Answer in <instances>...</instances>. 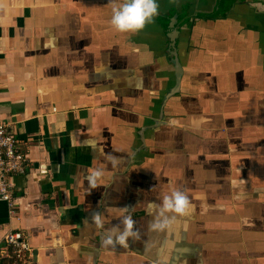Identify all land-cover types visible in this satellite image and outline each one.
Masks as SVG:
<instances>
[{
	"label": "crops",
	"instance_id": "0c3cea01",
	"mask_svg": "<svg viewBox=\"0 0 264 264\" xmlns=\"http://www.w3.org/2000/svg\"><path fill=\"white\" fill-rule=\"evenodd\" d=\"M122 3L0 0V119L29 163L0 240L23 229L26 264H264V0H158L135 33ZM173 191L190 213L154 230Z\"/></svg>",
	"mask_w": 264,
	"mask_h": 264
},
{
	"label": "clouds",
	"instance_id": "9594fccd",
	"mask_svg": "<svg viewBox=\"0 0 264 264\" xmlns=\"http://www.w3.org/2000/svg\"><path fill=\"white\" fill-rule=\"evenodd\" d=\"M172 3L178 4L179 0H171ZM158 0H123L119 6H114L112 9V26L119 32H139L142 31L147 24L152 23L154 18L159 15ZM113 163L117 161L115 158ZM101 173L95 172L92 177L93 186L95 180L99 178ZM192 208L191 202L185 192L173 191L170 195L163 198L162 206L159 207V214L155 218L151 227L154 230L164 231L172 226L177 216H187ZM165 213L171 215H165ZM97 226H102L100 217L95 218ZM123 230L119 227L114 228L111 235L104 238L105 245H113L115 243L127 246L128 237L138 236V231H134L135 221L132 216L126 215L122 222Z\"/></svg>",
	"mask_w": 264,
	"mask_h": 264
},
{
	"label": "built area",
	"instance_id": "2783aa9c",
	"mask_svg": "<svg viewBox=\"0 0 264 264\" xmlns=\"http://www.w3.org/2000/svg\"><path fill=\"white\" fill-rule=\"evenodd\" d=\"M26 154L9 122L0 119V199L7 203L11 217L18 215V199L13 178L26 172ZM34 249L26 232L19 227L9 229L0 240V264H26Z\"/></svg>",
	"mask_w": 264,
	"mask_h": 264
},
{
	"label": "water",
	"instance_id": "95a60500",
	"mask_svg": "<svg viewBox=\"0 0 264 264\" xmlns=\"http://www.w3.org/2000/svg\"><path fill=\"white\" fill-rule=\"evenodd\" d=\"M175 24H176V18H173L171 20V27H172V31L169 35L170 39L172 42H175L176 37H177V30L175 29ZM175 58H174V63L176 65V78H177V85L174 87V89L169 93L172 94L175 91H177L179 89V86L181 84V79H182V75H183V66L181 64V62L179 61V58L176 57L177 56V52L175 51Z\"/></svg>",
	"mask_w": 264,
	"mask_h": 264
}]
</instances>
